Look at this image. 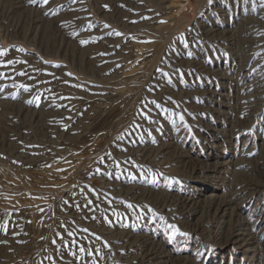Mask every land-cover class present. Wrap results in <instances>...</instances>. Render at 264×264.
Returning a JSON list of instances; mask_svg holds the SVG:
<instances>
[{
  "label": "rangeland",
  "instance_id": "374dc122",
  "mask_svg": "<svg viewBox=\"0 0 264 264\" xmlns=\"http://www.w3.org/2000/svg\"><path fill=\"white\" fill-rule=\"evenodd\" d=\"M263 8L264 0H0V101H8L0 264H140L156 243L197 264H264V103L249 123L239 72L246 62V79L262 82L264 94ZM216 25L233 30L231 43L205 35ZM215 64L231 78L218 79ZM220 89L232 105L225 115L209 108ZM20 97L30 108L60 105L38 122L10 105ZM230 120L232 138L214 143L210 128ZM182 142L193 161L174 150ZM220 158L239 170L214 179L235 206L223 231L245 227L248 251L220 244L219 214L197 222L185 203L208 192L192 180L195 160ZM254 182L256 197L239 205ZM142 234L155 243L128 252Z\"/></svg>",
  "mask_w": 264,
  "mask_h": 264
},
{
  "label": "bare ground",
  "instance_id": "6f19581e",
  "mask_svg": "<svg viewBox=\"0 0 264 264\" xmlns=\"http://www.w3.org/2000/svg\"><path fill=\"white\" fill-rule=\"evenodd\" d=\"M59 3H66L69 0H57ZM264 9V8H263ZM211 10V9H210ZM208 14V13H207ZM252 14V13H251ZM253 15V14H252ZM259 17L261 18V20L264 19V10H262V12L259 13ZM248 17V16H247ZM251 17V16H250ZM257 17V16H256ZM255 17V18H256ZM41 18V17H39ZM242 18V17H241ZM254 18V17H251ZM250 18V19H251ZM254 18V19H255ZM259 18V19H260ZM247 22L246 24H250V28L249 30H253L254 26H255V22L252 23L251 20H248L249 18H246ZM257 19V18H256ZM258 20V19H257ZM41 23H43V19H40ZM260 21V20H259ZM261 23V22H260ZM245 24V23H244ZM258 25H260L258 23ZM262 25V24H261ZM220 25H216L214 27H210V28H206L205 30V35L211 40V39H216V40H221L225 43H231L232 38H233V30L228 28V26H225L222 28H220ZM248 28V27H247ZM257 28V27H256ZM260 29V28H259ZM248 30V31H249ZM101 31L100 33L105 32V30H99ZM251 32V31H250ZM235 34V32H234ZM251 36V35H250ZM249 36V37H250ZM255 36V35H254ZM257 36V35H256ZM206 38V37H205ZM216 40H212V41H216ZM254 41V40H253ZM231 47V46H230ZM231 50V49H230ZM258 59H256L257 61ZM242 63V62H241ZM257 63V62H256ZM253 64V62H252ZM261 64V63H260ZM216 65V64H215ZM224 65V64H223ZM238 65V64H237ZM240 65V63H239ZM221 65H216V69H214L212 72H214V74L218 77V79L225 80V79H229L231 78V76H227L225 74L224 71H222ZM250 66V65H249ZM238 67V66H237ZM221 68V69H219ZM225 68V67H224ZM252 68V67H251ZM208 69V67H207ZM211 69H213L211 67ZM258 69V68H257ZM210 70V69H208ZM239 72H242V85L241 88L244 91V96L242 97V99L245 101V105L246 109H248L247 113V117H248V122L250 123L256 112L259 110L260 105L262 103H264V94L262 92L261 89H259L261 86L260 84L262 82H257L255 81V83L249 81L248 79H246L248 74V66L247 63L245 62L244 64L239 66ZM236 77V76H235ZM254 79V78H253ZM259 79V78H258ZM256 80V78H255ZM233 81V80H232ZM261 81V80H260ZM234 84L237 83V80L235 79L233 81ZM2 84V83H1ZM263 84V83H262ZM224 86V85H222ZM237 86V85H236ZM260 86V87H259ZM237 88V87H236ZM223 89L218 90L217 92L212 91L213 93V97L211 100V104L209 106V108L212 111L217 112L218 114H228L231 109H232V105L223 101L222 98L224 96V94L221 92ZM237 90V89H236ZM237 93V92H236ZM241 94V93H240ZM226 95V94H225ZM242 96V94H241ZM21 101V102H20ZM24 99H22V97H20L19 101H14L12 102L10 100V105H17V108L19 111H23V117H28L30 119L35 120V118L37 119V121L39 122V120L44 117L45 115L50 114V109L55 108L57 109V106L60 105L59 102H50V103H45L43 106H41V108L39 109H35V108H30L28 106V103L25 101ZM1 102H5V101H0ZM5 103H8V101H6ZM216 104V105H215ZM46 108H49L46 110ZM234 108V106H233ZM206 110V109H205ZM20 115V114H19ZM20 117V116H19ZM247 120V119H246ZM230 125L228 128H210V137L212 139V141H215L214 143H217L219 137H227V138H232V132L231 130L233 129L234 125L232 123V121L230 120ZM244 124V123H243ZM229 133V134H227ZM178 137L177 136V141H178ZM229 139V140H230ZM227 141V140H226ZM175 143V142H174ZM177 143V142H176ZM184 142L180 143V147L175 146L174 150L177 151V153H180L182 155H184L185 157H187L189 160L193 161L195 157H193L189 152H187L186 150L182 149L181 145ZM175 145V144H174ZM214 148H218L220 147L218 144H213ZM168 149V148H167ZM166 150V149H165ZM164 150V153H167ZM207 156H209V154H206ZM258 155V154H257ZM221 157V156H220ZM224 158H220V159H214L212 162H203L202 160L196 159L195 162L193 163V170L195 169V167L197 166V168L200 170V172H198L195 177H193V181L198 182L197 184H202V188L205 190H208V192H205L204 194H192L191 197H185V203L187 205L188 208L192 209L191 213L193 215H195L197 217V222H199L201 220V217L206 213V214H210V212L218 215L222 218V220L219 222V226H218V231H220V233H224L223 231V224L227 221H230L231 219H233V214H234V207L235 206H231V199H232V194L227 193L226 191H223L221 189V185H224L225 183H221L220 185H217L216 181L214 179H217L218 177L221 178L224 182V177L222 176V174H226L227 172H232V176L236 177L237 172H239V170H237L236 168H232L231 170L228 169L229 168V161L228 160H223ZM258 159L261 160V165H263L264 167V155L262 154V151L260 152V154L258 155ZM250 159L249 158H238L236 159V163L240 164V163H250ZM196 165V166H195ZM257 168V167H256ZM262 168V167H261ZM263 169V168H262ZM264 171V170H263ZM264 173V172H262ZM261 174V173H259ZM217 175V176H216ZM262 175V174H261ZM227 177V175H226ZM227 179V178H225ZM252 179V178H251ZM258 181V180H257ZM260 181V180H259ZM231 182V181H230ZM260 182H254L252 184V187H250L249 189H251V191L245 193L246 191H239L240 194L238 195V200L240 201L238 204L239 205H243L246 203H249L248 201H252L253 198L256 197V194L258 192V186H259ZM104 184V183H103ZM229 184V183H228ZM110 186L112 188H115L117 185L116 183L112 182L110 183ZM227 186V185H226ZM244 187V185H243ZM105 188V187H104ZM108 188V187H107ZM238 188V187H237ZM128 190H130L128 188ZM148 190V189H147ZM210 191V192H209ZM136 192V191H135ZM134 192V194H136ZM150 192V191H148ZM132 193V192H131ZM151 193V192H150ZM157 193V192H156ZM133 194V195H134ZM112 195V194H111ZM152 195V194H151ZM166 198H170L168 200V204H170L172 202L173 196L169 195L166 196ZM140 199V198H139ZM166 203V202H165ZM233 204V203H232ZM237 204V203H236ZM167 205V203H166ZM165 205V206H166ZM238 205V206H239ZM237 212V211H236ZM211 213V214H212ZM240 215V213H238ZM205 216V215H204ZM236 216V215H235ZM207 217V216H206ZM209 217V216H208ZM212 217V216H210ZM233 217V218H232ZM218 218V217H217ZM243 219V218H242ZM178 220V218H177ZM185 220V219H184ZM239 220V219H238ZM219 221V220H218ZM234 221V220H233ZM236 224V223H235ZM211 225V224H210ZM236 226V225H235ZM233 228L228 229L229 231L227 233H224L222 236L223 242L220 243L222 245H228V244H233L235 246V248H239L240 250L244 251H248L249 250V245H250V241L248 240L247 237V230L245 227L241 226L240 223H238V225L236 227L232 226ZM249 228V227H248ZM261 229V228H260ZM217 231V232H218ZM131 233V232H130ZM128 234V233H127ZM219 234V233H218ZM220 234V235H221ZM251 234V233H250ZM126 235V234H125ZM130 236H132L131 234H129ZM217 235V234H216ZM128 236V235H127ZM134 236V235H133ZM252 236V235H251ZM116 237V236H115ZM125 237V236H124ZM250 237V236H249ZM119 237H117L118 239ZM126 238V237H125ZM133 238V237H132ZM220 238V237H219ZM124 239V238H123ZM121 241V240H120ZM119 241V242H120ZM125 241V240H124ZM129 241V239L127 240ZM131 241V240H130ZM129 241V242H130ZM115 242V241H114ZM128 242V243H129ZM154 242V240L151 239V236H136L134 237V239L129 243L128 247V252L134 250H137L140 247V244H144L146 245V243L152 244ZM155 243V242H154ZM116 244V243H115ZM219 244V245H220ZM142 247V246H141ZM150 247V246H149ZM132 249V250H131ZM164 250V249H163ZM162 247L156 243L155 245L152 244L151 248H148L145 252L142 253V255L139 254L140 260L139 263L140 264H161V262L163 261L164 263H169L170 264H197L194 262H191L190 260H188L189 258L186 256H179V257H174L173 255L171 256L169 253L163 252ZM122 251V250H121ZM126 251V250H125ZM127 252V251H126ZM137 252V251H136ZM159 252V254H161V257H164L165 260H159L156 258V254ZM127 254V253H126ZM137 254V253H136ZM172 260V261H171ZM178 261V262H177Z\"/></svg>",
  "mask_w": 264,
  "mask_h": 264
},
{
  "label": "snow or ice",
  "instance_id": "6c2138e0",
  "mask_svg": "<svg viewBox=\"0 0 264 264\" xmlns=\"http://www.w3.org/2000/svg\"><path fill=\"white\" fill-rule=\"evenodd\" d=\"M33 2H34V0H33ZM43 2H44V3H47L48 0H43ZM3 54H4L3 50H0V55H3ZM9 63H11V62H9ZM180 119L183 120V116H181ZM174 232H179V229H178V228H177V229H174ZM181 234H182V235H185V234H183V233H181ZM82 250H83V249H82Z\"/></svg>",
  "mask_w": 264,
  "mask_h": 264
}]
</instances>
